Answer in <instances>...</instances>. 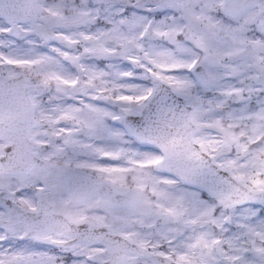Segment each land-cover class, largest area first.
I'll return each instance as SVG.
<instances>
[{"label": "snow or ice", "instance_id": "6c2138e0", "mask_svg": "<svg viewBox=\"0 0 264 264\" xmlns=\"http://www.w3.org/2000/svg\"><path fill=\"white\" fill-rule=\"evenodd\" d=\"M0 264H264V0H0Z\"/></svg>", "mask_w": 264, "mask_h": 264}]
</instances>
